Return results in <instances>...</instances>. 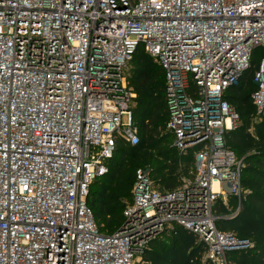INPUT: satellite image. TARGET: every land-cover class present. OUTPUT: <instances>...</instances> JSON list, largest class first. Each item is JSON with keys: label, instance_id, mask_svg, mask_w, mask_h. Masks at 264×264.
<instances>
[{"label": "built area", "instance_id": "obj_1", "mask_svg": "<svg viewBox=\"0 0 264 264\" xmlns=\"http://www.w3.org/2000/svg\"><path fill=\"white\" fill-rule=\"evenodd\" d=\"M138 48L164 72L166 130L193 163L172 189L137 168L121 230L107 234L87 198L117 144L139 143L126 75ZM255 56L262 117L264 0H0V264H134L176 226L227 264L249 241L216 226L239 212L244 167L226 95ZM228 195L237 207L220 216Z\"/></svg>", "mask_w": 264, "mask_h": 264}, {"label": "trees", "instance_id": "obj_2", "mask_svg": "<svg viewBox=\"0 0 264 264\" xmlns=\"http://www.w3.org/2000/svg\"><path fill=\"white\" fill-rule=\"evenodd\" d=\"M136 55L139 56L134 61L133 71L130 72L132 80L130 86L136 92V107L133 108V115L137 113L143 118V123L136 125L142 137L138 132L139 143L135 146L122 142L117 144L113 155L107 160V172L96 178L102 181L94 180L99 190L96 189L90 196L89 187L87 198L100 230L107 234L117 231L124 222L123 210L132 200L131 189L134 178L131 171L137 163L148 165L143 168L150 169L154 182L167 189L178 185L181 178L189 174V168L193 163V153L191 151L182 153L174 148L172 136L166 130L168 110L165 103L164 72L161 66L142 48H138L133 57ZM258 60V56H255L251 68L256 67ZM245 77L244 73L238 84L229 89L226 95L228 101L237 109L240 119L245 113L246 119L249 118L250 110L243 109V102H250L255 109L250 97L255 88L253 74L243 86L242 81ZM256 116L259 119L258 131L263 132L264 116L261 117L257 113ZM135 120L134 117V122ZM240 122L236 129L226 133L227 144L237 156L243 157L244 161V167L241 170L240 209L230 219H218L216 226L221 231L249 241L246 247L226 251L227 264H264V148L257 149L254 154L248 156L238 152V146L244 144L243 135L240 132L247 128L244 126L245 121L240 120ZM161 128L165 129L164 134L160 133ZM248 135H246L247 145L245 146L252 147L251 135ZM128 149L134 157L125 161L118 159L116 161V158ZM248 177L258 179L259 188L251 187L245 192L243 187L252 184ZM237 204V197L228 195L229 207L226 208L219 201L215 212L224 216L234 212ZM93 208L96 210L95 213ZM99 215L104 217L97 219ZM103 228L108 231H104ZM205 252V245L193 233L176 226L173 230L165 231L151 240L138 258H140L139 264H214L205 258ZM193 258L196 260L193 261Z\"/></svg>", "mask_w": 264, "mask_h": 264}, {"label": "rangeland", "instance_id": "obj_3", "mask_svg": "<svg viewBox=\"0 0 264 264\" xmlns=\"http://www.w3.org/2000/svg\"><path fill=\"white\" fill-rule=\"evenodd\" d=\"M261 51L260 50H258V54L260 53ZM139 55H136V56H134L133 57V59H131V61L127 64V66H126V75H127V87H128V90H129V92L130 93H133L134 95H133V100H132V104H131V109H132V114H133V108L134 107H136V101H135V99H136V92H135V89L133 88V87H131L130 85H131V71H133V67H134V61H135V59L138 57ZM254 70H255V67H252V68H250V69H248L246 72H245V75H246V77L244 78V80L242 81L243 83V86H245L246 85V83L248 82V79H250V77H252V74H253V72H254ZM242 79V78H241ZM252 104V103H251ZM242 106H243V109H246V111L247 110H250V111H248L249 112V118L247 117V119H246V113L244 114V116H243V118L241 119V121H245V127H247L246 129H244V131H242V132H240V133H242V137H243V139H244V144H240L239 146H238V152L241 154V155H243V156H248V155H252V154H254L256 151L255 150H257V149H261V148H264V131L263 132H259L258 131V128H257V122L259 121V119H258V117L256 116V111H255V109L250 105V102H243V104H242ZM133 117H135V125H137L138 123H143V118L141 117V116H138V114L136 113V114H134L133 115ZM126 120V117H123V122ZM145 122H146V119H145ZM145 122H144V124H145ZM241 123V122H240ZM240 125V124H239ZM137 127V126H136ZM137 130H139V128L137 127ZM139 133H140V135H141V131L139 130L138 131ZM160 133H162V134H164L165 133V129L164 128H161V130H160ZM161 134V135H162ZM247 134H249V135H251L250 136V138H251V140H250V143L251 144H253V146L252 147H249V146H245V145H247V142H246V135ZM248 135V136H249ZM247 136V137H248ZM141 137H142V135H141ZM260 139V140H259ZM259 140V141H258ZM258 141V142H257ZM259 143V144H258ZM134 157V155H132L131 153H130V150L128 149L127 151H125V152H123L122 154H120L119 156H118V158H116V161H117V159L118 160H123V161H125V160H127V159H131V158H133ZM252 159V158H251ZM144 166H148V165H144L143 163L142 164H139V163H137L136 165H135V167L132 169V171H131V173H132V178H134V176H133V174H134V171L137 169V168H142V167H144ZM254 165H252V167H253ZM190 169H191V167L189 168V171H190ZM250 180H251V183L252 184H256L257 183V180L258 179H256L255 177H248ZM255 180H256V182H255ZM95 181H98V182H100V181H102L101 179H96ZM95 181L91 184V186H90V196H91V193H93V191H96V189H98L99 190V187H97V182H96V184H95ZM252 184H249L248 185V187H243V189L245 190V192H247V191H249V189L251 188V187H254V188H259V184H260V182L258 181V183L256 184V185H254V186H251ZM157 185V187H159V188H164L162 185H158V184H156ZM95 195H97V193L95 194ZM93 210H94V213H95V209L93 208ZM104 216L103 215H99V217H96L97 219H100V218H103ZM103 230L104 231H108V229H105V228H103ZM194 260L193 261H195L196 259L195 258H193ZM140 263V258H137L136 260H135V263L134 264H139Z\"/></svg>", "mask_w": 264, "mask_h": 264}, {"label": "water", "instance_id": "obj_4", "mask_svg": "<svg viewBox=\"0 0 264 264\" xmlns=\"http://www.w3.org/2000/svg\"><path fill=\"white\" fill-rule=\"evenodd\" d=\"M118 230H121V227Z\"/></svg>", "mask_w": 264, "mask_h": 264}, {"label": "crops", "instance_id": "obj_5", "mask_svg": "<svg viewBox=\"0 0 264 264\" xmlns=\"http://www.w3.org/2000/svg\"><path fill=\"white\" fill-rule=\"evenodd\" d=\"M159 188V187H158ZM165 188V187H164ZM161 189V188H160ZM163 189V188H162Z\"/></svg>", "mask_w": 264, "mask_h": 264}]
</instances>
